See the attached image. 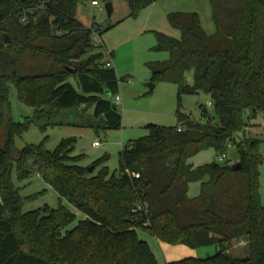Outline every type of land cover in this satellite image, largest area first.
<instances>
[{
  "label": "trees",
  "instance_id": "1",
  "mask_svg": "<svg viewBox=\"0 0 264 264\" xmlns=\"http://www.w3.org/2000/svg\"><path fill=\"white\" fill-rule=\"evenodd\" d=\"M123 1L135 18L155 0ZM79 2L0 0V131H6L0 147V264H159L137 229L163 244L217 248L208 257L164 264H264L260 141L242 133L243 113L264 111V0H210L213 35L203 30L197 13L168 15L180 38L155 33V49L169 54L149 64L152 82L175 84L179 97L207 94L218 122H193L178 113L175 126L149 124L147 136L123 146L119 174L110 173L105 158L80 165L75 137L61 139L52 151L43 143L19 150L14 144L15 135L40 118L63 125L54 121L53 109L89 106L90 118L75 125L91 127L97 136L121 127L112 102L119 92L116 69L106 67L102 45H94L92 29L76 19ZM11 85L35 109L33 120H12ZM231 144L241 165L236 170L227 162H189L209 149L226 157ZM13 164L19 178L39 174L84 219L66 230L75 214L62 204L24 212L11 180ZM194 181L201 192L191 197ZM139 202L146 209L133 211ZM241 241L244 250L235 256L231 250Z\"/></svg>",
  "mask_w": 264,
  "mask_h": 264
},
{
  "label": "rangeland",
  "instance_id": "2",
  "mask_svg": "<svg viewBox=\"0 0 264 264\" xmlns=\"http://www.w3.org/2000/svg\"><path fill=\"white\" fill-rule=\"evenodd\" d=\"M111 3L113 13L108 17L105 8L106 3L103 0H98L96 6L90 0H80L77 6V19L92 29L94 45L101 44L103 46L104 44L108 53H106V62L110 60L116 68L119 78L118 93L121 97L117 110L122 115L121 127L119 129H107L97 136L93 128L75 125L83 123L86 118H90L89 106L83 108L85 106L82 105L74 111L53 109L51 112L57 114L54 121L62 122L63 125H46V118L33 121L29 128L15 135L16 149L19 150L24 145L43 143L46 149L52 151L61 139L75 137L77 140L73 154L82 155L80 165L88 167L96 160L105 158V165L110 173L119 174L120 151L130 140L147 136L150 132L149 124L175 126L178 124V113L183 114L193 122H218L213 106L209 107L208 105L211 100L207 94L185 93L179 97L175 84L152 82V74L148 67L150 63L163 62L169 54L155 49L156 32L177 39L180 38V32L169 24L168 15L170 13H197L200 22H202L203 30L208 35H213L216 32L215 23L212 20L210 0H155L151 6L144 8L135 18L129 16L128 5L123 0H111ZM187 79L188 83L192 84V73L188 74ZM151 83L154 84L153 89L149 87ZM18 96L17 89L11 85L9 87V101L12 120L16 123L33 120L35 109L22 103ZM44 108L49 109L48 106ZM203 109H206V116L202 115ZM243 120L246 126L242 133L249 138H256L260 141L259 190L264 204V111H259L256 115H251L249 111H245ZM5 132V128L0 131V147H3ZM95 140L99 141L101 146H94L93 141ZM216 158L214 150L209 149L196 154L189 162L194 167L209 164L212 161L219 164L227 162L233 165L239 162L236 145L231 144L229 146L224 160L219 161ZM11 180L24 199L22 207L24 212L36 210L45 205L55 209L62 204L75 214V220L66 227V230L72 229L78 224V221L84 219V215L67 200L60 199L57 192L39 174L33 173L26 178H19L16 165L13 164ZM200 192V182L194 181L189 184L188 194L191 197L198 196ZM137 233L139 238L148 242L159 263H165L168 258L179 259L183 256L177 250L184 248L179 247L184 245L166 247L160 245L154 236L142 229H137ZM213 249H215L214 246H209L194 248L193 250L200 257H206L205 255L215 253L211 252ZM243 250V247H234L231 253L240 256Z\"/></svg>",
  "mask_w": 264,
  "mask_h": 264
},
{
  "label": "built area",
  "instance_id": "3",
  "mask_svg": "<svg viewBox=\"0 0 264 264\" xmlns=\"http://www.w3.org/2000/svg\"><path fill=\"white\" fill-rule=\"evenodd\" d=\"M92 3H93V5H98V2L97 1H92ZM26 17L27 16H24L23 18H22V21L24 22V21H26ZM106 67H112V64H111V61L109 60V61H107V63H106ZM112 102L116 105V106H118L119 104H120V102H121V97H120V95L117 93L113 98H112ZM209 107H212V103L210 102L209 104ZM181 129V127H179L178 128V130H180ZM101 143L99 142V141H94L93 142V145L94 146H101L100 145ZM225 157L224 156H220V157H217L216 158V160H219V161H221V160H223ZM132 175L135 177V178H138L139 177V174H137V173H132ZM146 209V205L145 204H143V203H137L136 205H135V207H134V210L133 211H144ZM240 245H242V246H244L245 245V242L244 241H241L240 243H239Z\"/></svg>",
  "mask_w": 264,
  "mask_h": 264
},
{
  "label": "crops",
  "instance_id": "4",
  "mask_svg": "<svg viewBox=\"0 0 264 264\" xmlns=\"http://www.w3.org/2000/svg\"><path fill=\"white\" fill-rule=\"evenodd\" d=\"M76 19H77V15H76ZM78 20V19H77ZM84 25V24H83ZM87 27V26H86ZM103 44V43H102ZM99 45H101V44H99ZM102 49L104 50V52H105V55H106V53H107V49H106V47L104 46V44H103V46H102ZM108 54V53H107ZM110 54V53H109ZM112 55V54H111ZM111 64H112V66H113V63L111 62ZM114 67V66H113ZM115 68V67H114ZM116 69V68H115ZM119 94V93H118ZM96 141V140H95ZM94 142V141H93ZM226 158V157H225ZM224 158V159H225ZM223 159V160H224ZM190 196V195H189ZM158 241V240H157ZM158 243L160 244V245H165L166 247H172V246H169L168 244H163V243H160L159 241H158ZM175 247V246H174ZM178 247V246H177ZM179 247H184V248H179V250H177V251H180L182 254H183V256L181 257V258H184V257H189V256H194V257H200V255H198V253L195 251V250H193L192 248H189V247H187V246H179ZM186 247V248H185ZM236 247H242V245H238V246H236ZM171 249V248H170ZM178 249V248H177ZM216 250H217V248L215 247V249H213L211 252H216ZM206 257H208V256H210V255H205ZM178 258V257H177ZM181 258H179V259H181ZM201 258H204V257H201ZM179 259H176V258H174V259H171V258H168V259H166V262L165 263H167V262H171V261H175V260H179ZM159 263V262H158ZM159 264H162V263H159ZM164 264V263H163Z\"/></svg>",
  "mask_w": 264,
  "mask_h": 264
},
{
  "label": "water",
  "instance_id": "5",
  "mask_svg": "<svg viewBox=\"0 0 264 264\" xmlns=\"http://www.w3.org/2000/svg\"><path fill=\"white\" fill-rule=\"evenodd\" d=\"M105 8H106L108 17H110L113 13V6H112L111 1L106 2ZM53 30L55 31V29H53ZM149 87H150V89H153L154 84L153 83L149 84ZM108 97H110V95H108ZM240 166H241L240 163L237 162L231 166V169L236 170V169L240 168ZM246 259H247V257H245L243 260H246Z\"/></svg>",
  "mask_w": 264,
  "mask_h": 264
}]
</instances>
